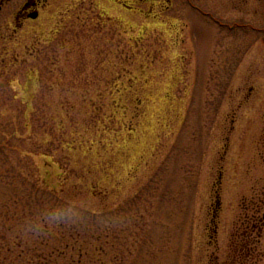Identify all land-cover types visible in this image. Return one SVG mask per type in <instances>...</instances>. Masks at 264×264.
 I'll list each match as a JSON object with an SVG mask.
<instances>
[{
    "label": "rangeland",
    "instance_id": "rangeland-1",
    "mask_svg": "<svg viewBox=\"0 0 264 264\" xmlns=\"http://www.w3.org/2000/svg\"><path fill=\"white\" fill-rule=\"evenodd\" d=\"M26 1L0 10V264L224 263L263 184L264 0Z\"/></svg>",
    "mask_w": 264,
    "mask_h": 264
},
{
    "label": "flooded vegetation",
    "instance_id": "flooded-vegetation-1",
    "mask_svg": "<svg viewBox=\"0 0 264 264\" xmlns=\"http://www.w3.org/2000/svg\"><path fill=\"white\" fill-rule=\"evenodd\" d=\"M47 0H27L16 14L17 21H25L27 19H35L40 15V8ZM147 0H138V3H143ZM149 3H162L163 0H148ZM147 1V2H148ZM170 2L172 0H165ZM3 6V5H2ZM125 6L134 10L131 5ZM169 7V6H167ZM22 24V22H20ZM264 159V158H263ZM264 175V171H263ZM261 191L255 193L249 209L244 211V215L240 217L241 222L235 230L232 231V239L230 244V258L220 263L218 258L209 259L206 264H264V176L262 177ZM218 213L215 211L213 221L215 219L214 233L217 236L218 226L216 219ZM212 237V236H211Z\"/></svg>",
    "mask_w": 264,
    "mask_h": 264
},
{
    "label": "water",
    "instance_id": "water-1",
    "mask_svg": "<svg viewBox=\"0 0 264 264\" xmlns=\"http://www.w3.org/2000/svg\"><path fill=\"white\" fill-rule=\"evenodd\" d=\"M3 2V1H2ZM2 2H1V4H2ZM2 9V5H0V10ZM34 18H36V15H34L33 16Z\"/></svg>",
    "mask_w": 264,
    "mask_h": 264
},
{
    "label": "trees",
    "instance_id": "trees-1",
    "mask_svg": "<svg viewBox=\"0 0 264 264\" xmlns=\"http://www.w3.org/2000/svg\"><path fill=\"white\" fill-rule=\"evenodd\" d=\"M262 142H263V146H264V139H262ZM263 158H264V153H263Z\"/></svg>",
    "mask_w": 264,
    "mask_h": 264
}]
</instances>
